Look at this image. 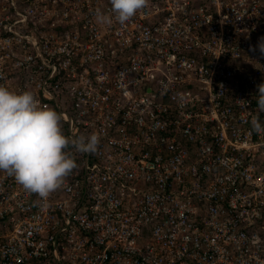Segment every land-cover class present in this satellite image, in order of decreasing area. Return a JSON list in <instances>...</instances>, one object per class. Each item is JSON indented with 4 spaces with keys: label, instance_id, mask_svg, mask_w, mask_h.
I'll return each mask as SVG.
<instances>
[{
    "label": "built area",
    "instance_id": "built-area-1",
    "mask_svg": "<svg viewBox=\"0 0 264 264\" xmlns=\"http://www.w3.org/2000/svg\"><path fill=\"white\" fill-rule=\"evenodd\" d=\"M0 0V85L94 153L47 197L0 171V264H264V0Z\"/></svg>",
    "mask_w": 264,
    "mask_h": 264
},
{
    "label": "clouds",
    "instance_id": "clouds-1",
    "mask_svg": "<svg viewBox=\"0 0 264 264\" xmlns=\"http://www.w3.org/2000/svg\"><path fill=\"white\" fill-rule=\"evenodd\" d=\"M148 0H109L110 15L96 13L97 21L111 25L113 19L124 25ZM264 56V43L259 45ZM264 97V88H258ZM264 111V99L258 100ZM257 132L264 131L255 124ZM99 137L92 133L71 141L62 131L61 117L51 108L42 106L29 90L15 91L0 85V171L14 177L25 190L47 197L57 190L64 179L77 167L68 149L94 153Z\"/></svg>",
    "mask_w": 264,
    "mask_h": 264
}]
</instances>
